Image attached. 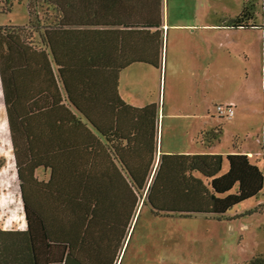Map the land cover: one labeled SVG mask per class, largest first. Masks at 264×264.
I'll return each instance as SVG.
<instances>
[{
    "label": "trees",
    "instance_id": "obj_1",
    "mask_svg": "<svg viewBox=\"0 0 264 264\" xmlns=\"http://www.w3.org/2000/svg\"><path fill=\"white\" fill-rule=\"evenodd\" d=\"M153 2L0 0V14L15 3L27 11L24 24L0 25V84L26 222L0 228V264H116L140 201L153 216L220 220L261 191L264 165L241 152L157 158V105L119 95L121 71L159 65ZM260 2V24L254 2L243 0L225 26L261 30L264 94ZM221 135L217 126L200 141L209 147ZM263 210L264 201L239 216Z\"/></svg>",
    "mask_w": 264,
    "mask_h": 264
},
{
    "label": "rangeland",
    "instance_id": "obj_2",
    "mask_svg": "<svg viewBox=\"0 0 264 264\" xmlns=\"http://www.w3.org/2000/svg\"><path fill=\"white\" fill-rule=\"evenodd\" d=\"M251 1L255 5L254 21L260 24L261 2L260 0ZM180 3L186 4L189 0H181ZM242 3L243 0H206V19L216 21L228 12L234 14L235 11L240 10ZM26 21L27 11L23 4L15 3L9 13L0 14V25H22ZM236 29L232 33L231 40L223 35L221 37L223 41L227 39L236 43L234 49L236 53L232 49L224 48L220 54H214L211 58H209L211 55L207 53L206 63H210L207 72L194 66L192 73L183 69L181 72H167L165 75L164 72L161 74L153 72L151 66L135 63L120 72L119 93L127 103L134 106L153 103V98H157L159 92L161 99L165 97V106L168 105L172 110L191 113L201 110L204 105L211 106L213 116L210 120L222 128L220 148L227 146L232 148L235 143H244L249 149L257 148L260 154L249 159L262 170L264 152L255 142V134L260 130L259 121L264 119L262 33L259 28ZM186 37L191 38L185 32L181 40L184 42ZM169 38H172L171 32ZM199 77H206L207 81L201 83L197 80ZM231 97L239 103L242 102L244 110L238 116L236 113V116L232 115L230 118L219 117L215 113L214 106L227 105ZM233 110L235 113V106ZM191 120V116L188 115L180 117L176 124L173 120L171 125L184 133L192 127ZM183 133L180 135L186 136V133ZM177 141L180 140L171 141L170 134L163 135V146L164 143L174 145ZM176 145H174L175 148ZM223 169H226L225 163ZM20 192L0 84L1 229L26 228ZM3 197L5 202L2 201ZM263 201L264 182L256 196L235 205L220 220L203 215L153 216L148 207L140 201L116 263L247 264L253 256H264V210L239 215L253 209Z\"/></svg>",
    "mask_w": 264,
    "mask_h": 264
},
{
    "label": "crops",
    "instance_id": "obj_3",
    "mask_svg": "<svg viewBox=\"0 0 264 264\" xmlns=\"http://www.w3.org/2000/svg\"><path fill=\"white\" fill-rule=\"evenodd\" d=\"M159 1V4H158ZM181 0H154L153 2V20L156 19L157 13L159 11L161 25L158 28H153L160 34L161 45L158 52V63L157 67H153V72L161 74L164 72L167 75L169 73L181 72L186 69L190 73L194 72V66L203 72H207L210 63H206V55L210 54L211 58L214 54H220L223 48L232 49L236 53L234 41L232 39L233 28H228L225 26V22L233 17H235L241 10L233 14L228 12L227 14L221 15L220 20L206 19L207 6L205 4L206 0H189V3H180ZM201 1V3H200ZM243 4V3H242ZM211 9V8H209ZM175 19V20H174ZM240 29V28H239ZM172 34V38H169V34ZM185 32L191 38H184L185 41L181 40L185 36ZM222 35L224 37H229V41L225 39L222 40ZM165 38V39H164ZM165 40V42H164ZM234 40V39H233ZM190 42V43H187ZM165 43V47H164ZM208 48V50H207ZM208 51V52H207ZM231 51V52H232ZM232 52V53H233ZM201 53V56H200ZM208 53V54H207ZM204 57V58H203ZM206 57V58H205ZM183 60H186L183 62ZM143 64V63H141ZM147 65V64H146ZM150 66V65H148ZM128 68V67H127ZM201 83L207 81V78L199 77ZM120 86V74L118 79V92ZM120 95V93H119ZM121 96V95H120ZM122 98V96H121ZM123 99V98H122ZM227 104H233L236 108L235 113L237 116L244 110V104L239 103L233 97L229 98ZM124 100V99H123ZM125 101V100H124ZM126 102V101H125ZM165 97L160 98V92L157 98H153V103L157 105L158 116H157V144H156V157L158 158L161 153H221L227 154L232 152H241L249 156L259 155L260 152L257 148L249 149L246 148L245 144H236L235 148H220V141L207 147L200 141V134L203 131L214 129L217 127L210 120L213 116L211 106H202L201 110L194 111L191 113H186L183 110L171 109L168 105L165 106ZM127 103V102H126ZM165 106V107H164ZM190 115L192 120V127L186 132V136H181L182 130L177 129L176 126L171 125L178 123L177 120L180 117ZM259 132L255 134L257 147L260 148V137L262 127L264 126V119L259 121ZM175 127V128H174ZM181 129V128H180ZM183 133V134H184ZM170 134V140L174 141L179 139L176 145H167L164 143L163 146V135ZM181 142V143H180ZM239 149V150H238ZM2 201L5 202L3 197ZM121 252V251H120ZM119 252V255H120ZM119 255L117 259L119 260Z\"/></svg>",
    "mask_w": 264,
    "mask_h": 264
},
{
    "label": "built area",
    "instance_id": "obj_4",
    "mask_svg": "<svg viewBox=\"0 0 264 264\" xmlns=\"http://www.w3.org/2000/svg\"><path fill=\"white\" fill-rule=\"evenodd\" d=\"M234 106L232 104H227V105H221V104H216L214 106L215 109V113L219 116V117H227L230 118L233 113ZM118 264V263H116Z\"/></svg>",
    "mask_w": 264,
    "mask_h": 264
},
{
    "label": "water",
    "instance_id": "obj_5",
    "mask_svg": "<svg viewBox=\"0 0 264 264\" xmlns=\"http://www.w3.org/2000/svg\"><path fill=\"white\" fill-rule=\"evenodd\" d=\"M20 195H21V192H20Z\"/></svg>",
    "mask_w": 264,
    "mask_h": 264
}]
</instances>
